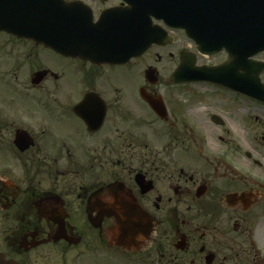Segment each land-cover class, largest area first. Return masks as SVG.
<instances>
[{"label": "flooded vegetation", "instance_id": "1", "mask_svg": "<svg viewBox=\"0 0 264 264\" xmlns=\"http://www.w3.org/2000/svg\"><path fill=\"white\" fill-rule=\"evenodd\" d=\"M40 1L0 0V264H264V102L173 81L228 59L212 2L61 0L85 35L47 37Z\"/></svg>", "mask_w": 264, "mask_h": 264}, {"label": "water", "instance_id": "2", "mask_svg": "<svg viewBox=\"0 0 264 264\" xmlns=\"http://www.w3.org/2000/svg\"><path fill=\"white\" fill-rule=\"evenodd\" d=\"M209 1L214 7L216 19L214 23L216 29H213L216 34V42L209 44L210 46L218 44L225 48L229 54V60L218 69L207 72L204 70L205 72L195 77V81L208 80L249 95L256 100L264 101V84L259 78L260 73L263 72L264 64L247 62L249 56L264 52V0H231L228 6H225L223 1L214 5L213 3L218 0H191L190 8H195L193 6L200 2ZM39 6L43 14L42 20L45 17L44 25L47 37H56L60 30L62 36L73 35L75 29L79 27L78 23L70 16V9L63 7L60 0L36 2L37 9ZM35 35H38V32H35ZM195 40L200 46L204 47L207 44L198 36L195 37ZM79 44H82L80 40ZM123 45L129 46L128 43ZM131 55H121V60H128ZM246 67L248 70H241ZM246 73L252 75L248 82Z\"/></svg>", "mask_w": 264, "mask_h": 264}, {"label": "rangeland", "instance_id": "3", "mask_svg": "<svg viewBox=\"0 0 264 264\" xmlns=\"http://www.w3.org/2000/svg\"><path fill=\"white\" fill-rule=\"evenodd\" d=\"M264 78V77H263ZM205 93H207V92H205ZM211 96V95H210ZM219 99V97H212V99L211 100H207V99H205V98H202V100H199V102H197V107H199L200 109H202V108H205L206 107V105L207 104H209V103H214V102H217V101H220V100H218ZM210 101V102H209ZM223 101V100H222ZM206 109V108H205ZM201 113V112H200ZM199 112L198 113H196L197 115H199L200 114ZM195 114V116L197 117V115ZM241 114H245L243 111H241ZM224 117H225V119H226V121H228V124L231 126V127H233V126H236V124L235 123H233L231 120H229V119H233L234 118V116L233 115H231L229 118H228V115H227V117H226V115L224 114ZM203 128L205 129V130H207V133H208V136H209V138H206L205 139V143L206 144H209L210 146H211V152H219L218 154L219 155H223V154H228V153H230L229 151H227V152H225V151H223V152H220L221 150H223L225 147H227L228 145H229V140H230V138H226V140H224V142H221L220 140H218V135L220 134V129H219V126H216V128L214 127H212L211 126V128L212 129H208V127L206 126V123H204V126H203ZM215 136H216V139H215ZM235 141L236 142H238L239 144H241V143H243L244 142V139H235ZM197 153H202L203 155H207V154H209L208 153V150H207V148L204 146V147H201V149H199V150H197ZM202 164H206L205 162H201Z\"/></svg>", "mask_w": 264, "mask_h": 264}]
</instances>
